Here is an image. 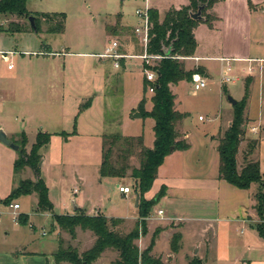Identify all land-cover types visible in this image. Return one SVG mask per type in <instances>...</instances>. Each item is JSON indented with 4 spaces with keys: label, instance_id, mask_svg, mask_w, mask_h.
Here are the masks:
<instances>
[{
    "label": "rangeland",
    "instance_id": "obj_1",
    "mask_svg": "<svg viewBox=\"0 0 264 264\" xmlns=\"http://www.w3.org/2000/svg\"><path fill=\"white\" fill-rule=\"evenodd\" d=\"M147 4L151 9H156L158 15L164 17L169 10L186 6L188 0H147ZM250 5L252 6L250 7ZM256 5L260 9L261 7L264 9V0H223L215 3L210 10H206L204 17H214L210 24L218 32H215L216 35L214 33L213 36L208 34L206 29L202 28L198 31L196 38L199 53L206 56H210V54L218 55L219 53L214 51V53H209V51L213 50L214 47L218 48L219 41L223 37L225 39V31L228 30L226 26L231 22L233 15L247 18L246 9L249 8L248 13L252 15V18L249 20L251 26L246 43L251 44V56L264 57V16L256 9ZM143 6L144 0H27L26 10L30 17L54 14L65 15L64 32L60 34L48 32L52 24L46 23L42 18L38 19L39 32L35 33L30 31L27 19H18L14 16L0 17V51L2 54L8 51L32 52L40 49L42 52L51 49L58 53L48 63L52 65L51 68H45V65H48L45 64L39 69L41 62L39 64L37 62L34 67L35 57L20 56L16 53L12 56L13 65H7L0 59V84H3L5 88L3 89L0 86V97L2 98L0 100V123L9 132L8 140L11 143L19 144L21 142V132L23 130H25L29 142H26L25 145L27 152H29L31 144L35 143V134L39 132L47 133L51 137L58 135V139L61 137L59 135L64 133L66 136H62L60 139L62 141L69 139L73 127H76L75 119L77 115V119H79V114L81 115L83 112L75 111L73 104L76 98L79 96L78 103L81 106L88 102L87 98L81 100V95L87 97V94L92 95L94 92L101 93L99 101L95 102L88 115L86 112V116H82L83 123L93 133H98L103 126L101 132V134L104 133L103 137L122 135L123 130H127L125 128L127 121L134 124L140 123V126L141 124L144 125L145 132L149 130L148 120L138 119V121H132L133 114L138 112L136 103L139 96L141 100L144 99L145 104L150 102L149 100L152 97L148 92H144L142 71L140 72L141 68L138 66L139 61L131 60L129 62L126 60L124 63L127 65H123L124 70L122 71L120 69L121 65L119 69L114 70L110 59L99 57L105 52L111 41L118 43L119 53L140 54L141 49L133 33V28L137 24L134 12ZM255 12L258 13L257 17L253 16ZM214 15L219 17L218 23ZM16 23L22 25L28 31L21 33L6 31L11 24ZM198 25L208 27V24L204 22H200ZM215 36H217V39ZM228 41L231 40L228 38ZM0 57L3 59V57L8 58L9 56L1 55ZM180 61L183 63L186 60ZM186 64V68L192 70L193 62L187 61ZM210 64L214 67L212 81L208 82L205 89L193 93L192 87L189 85L178 89L176 93L183 102V110L188 113L182 122L184 131L190 135L189 143L197 151L202 149V142L206 143L204 147L205 145H218L220 137L218 128L220 124L215 117V110L219 99L223 103L228 102V98L239 101L245 96L246 92L244 137L237 157V166L238 169L243 167L244 158L249 151L247 148L248 142H254L259 143V147L254 149L255 151L248 157L251 160H257V158L261 160L264 170L263 64H261L260 70L259 64H256L258 70L254 75L255 80L247 89L243 82L234 85L226 84V88L221 89V82H218L219 64ZM241 66H244V64L236 65L237 69ZM39 71L42 73H39ZM34 76L37 78L40 76L42 82L35 84L32 79L30 80ZM184 82L190 83L188 81ZM130 112L131 117L129 118L128 114ZM222 115L224 116L225 112ZM199 117L204 120L200 121ZM99 120L103 122L102 125H97L98 122L95 124ZM41 127L44 131L40 129ZM252 127L257 128L255 133L251 132ZM83 128L81 127V131H83ZM102 138L99 141L90 138L89 143H84L82 146L78 145L76 141H72L70 144L68 143L67 147L63 146L62 151L60 142L50 141L51 143L49 142L39 150L38 154L41 157L38 164L39 178L46 181L48 188L51 187L53 196L60 191L63 195L64 191V198L61 197L62 203L58 201L60 205L56 206L57 211H63V204L67 203L68 213L73 212L71 202L74 200L77 203L83 191L82 183L78 182L76 178L82 177L90 181L97 174L98 171L95 168H99L101 157L99 144L101 142L102 150ZM63 144L64 142H62ZM119 147L120 145H117L113 149L112 163L117 161ZM131 154L125 163L130 168H138L139 149L134 148ZM2 158V155H0V159ZM107 178L102 193L104 208L110 209L115 206L116 215L120 214L117 212H122L126 216H129V209L131 216L136 217L137 215L138 217V213L136 214L134 210L135 201H131L130 207L124 208L126 202L119 193L118 187H116L117 180L112 181L111 177ZM125 178L129 179L126 185L132 191L131 196L133 198L135 181L130 177V171L126 173ZM1 179V182L4 181ZM262 179L264 182V178ZM23 180L34 181V176L29 169H24L14 176V181L17 184ZM2 185H5V181ZM74 188H76V193H73ZM255 189L256 191L260 190L259 185H256ZM100 191L102 192L103 188ZM11 203L20 205L19 214L17 213L18 217L20 213H25L30 215V221L28 222L29 225L18 228L15 226L16 222L11 221V217H4L3 220L6 219L8 225L13 228L9 232L8 238L26 242L28 250H39L44 247L47 251H50L51 245L52 248H55L54 245L58 239L64 248L69 246L76 250L78 254L83 253L92 245L93 235L88 231L76 229L75 238L71 239L68 234L53 230L51 228L53 222L51 215H57V211L54 212L56 210L54 209L55 206L52 212L38 214L36 212L37 196L35 194L22 195L12 200ZM1 205L4 209H7L4 203ZM119 208L124 209L117 211ZM158 212L154 208L150 211L149 216L145 219L147 232L136 241V245L139 250L145 249L149 245L154 232L160 230L155 238V248L152 249V255L160 257L164 262L187 264L191 258L185 257V254H189V251L194 254L197 245L200 247V252L195 253L194 258L198 260L200 258L204 264H240L236 261L237 259L243 260L239 261L241 264H252V262L264 260V257L257 251L259 249L264 250V240L253 242L248 239V228L242 234H239L240 228L237 229V232H234L231 225L227 226V224L219 222L212 224L214 236L212 231L207 236H201L199 233L201 223H186V225L188 224L186 231L183 232V237L180 235V240L176 244L178 251L173 253L170 246L173 242V236L179 234L178 226L175 222L169 223L162 220ZM249 213L251 214L247 217L249 222L253 225L260 224L255 205ZM135 224L120 225L116 231L122 234L129 233L134 229ZM165 230L166 233H164ZM15 231L18 232L14 234ZM247 247L251 249H246ZM114 253L115 251L111 250L105 252L96 264H112L117 260Z\"/></svg>",
    "mask_w": 264,
    "mask_h": 264
},
{
    "label": "trees",
    "instance_id": "obj_2",
    "mask_svg": "<svg viewBox=\"0 0 264 264\" xmlns=\"http://www.w3.org/2000/svg\"><path fill=\"white\" fill-rule=\"evenodd\" d=\"M223 0H190L189 5L179 9L169 10L162 21H159L158 13L154 9H149V20L151 23L148 52L151 54H164V51L170 48L169 58L162 59L155 71L157 78L154 83V93L150 99L152 105L149 112L144 111L145 101L142 99L138 105V113L142 119L150 118L154 121L153 134L154 142L151 149L143 146L142 137L123 138L120 135L103 137L101 150V163L99 175L101 178H125L126 173L130 171V177L135 181V194L138 198L137 213L138 221L134 229L122 234L117 230L123 221L120 219H107L102 215L88 216L84 211L76 209L73 215H55L51 218L53 230L62 231L75 238L76 229L90 232L94 237L93 245L87 251L78 254L71 247H63L61 241H57V251L53 255L56 264L62 262L68 264H94L101 255L108 250L117 252V260L112 264H170L164 262L160 257L151 254L155 244V238L160 230H156L152 236L149 245L140 251L136 241L146 234L145 219L150 211L158 204L165 195V187H161L156 196L151 200H146L144 195L151 189L154 180L157 177L158 168L163 164L164 159L174 151H185L189 145L178 140L176 126L185 118L186 115L180 114L174 109V95L170 90L171 85H177L182 81H191L194 73L203 74L204 70L197 67L192 70H186L184 64L176 59L177 57H192L196 50V40L193 31L200 22L208 24L214 20L212 16H205V11L210 10L215 3ZM252 5H250L251 7ZM201 8V19L193 20L191 15L197 13ZM14 16L18 19H27L30 14L26 10V0H0V17ZM42 18L46 23L52 24L48 29L51 34H60L64 32V14L39 15L34 17V29L30 27L31 32L38 33V19ZM10 33H21L25 30L22 25L11 24L6 30ZM175 58V59H174ZM122 63V60H121ZM144 92H147L148 83L143 79ZM246 89L248 86L245 87ZM247 95L233 106L232 121L229 128L219 139L217 152L219 155L218 173L219 178L229 185L239 189L248 190L252 185H259L254 195L255 210L260 218V224L253 225V228L261 238H264V174L260 171L258 161L249 160L250 155L256 148V143L248 142L249 151L244 158L243 167L238 170L236 157L243 142L244 137V111L246 107ZM89 102L79 107V112L89 107ZM65 137L66 134L62 133ZM68 136V135H67ZM21 142L17 144V158L13 164V173L17 175L24 169H29L34 181L23 180L18 182L17 186L11 191L4 205H9L12 200L24 195L35 194L37 196L38 214L52 212L53 206L48 198V188L43 180L39 178V150L46 146L51 139V135L39 132L35 143L31 146L29 152L25 150L26 138L21 134ZM120 145L117 161L111 162V155L114 147ZM108 146V148H106ZM134 148L139 149V167L130 168L125 162L130 157ZM173 149L170 151V149ZM27 217L19 215L18 223L26 224ZM171 250L173 253L178 251L177 242L180 240V234L172 238ZM187 264H201L200 260L192 259Z\"/></svg>",
    "mask_w": 264,
    "mask_h": 264
},
{
    "label": "crops",
    "instance_id": "obj_3",
    "mask_svg": "<svg viewBox=\"0 0 264 264\" xmlns=\"http://www.w3.org/2000/svg\"><path fill=\"white\" fill-rule=\"evenodd\" d=\"M187 5H189V0H188ZM144 6H147L148 9H151L149 5L147 4V0H144ZM177 9L179 8L177 7ZM248 9H246L247 18H242L239 15H233L234 17L232 18L231 22H229L226 26L228 30L225 31L226 32L225 39L223 37L224 41L223 39L220 40L219 47L218 48L214 47L213 50L209 51V53H214V52L219 53L218 55L210 54V56H206V55H202L199 53V46H198L197 38H196L198 31L203 28L204 30L206 29V32H208V34H212V35L218 31L216 30V28H214V26L209 28L207 26L204 27V25L203 26L198 25L193 31L194 38L197 43L196 50H195L194 55L190 57L191 59H188L185 62H183L185 69L188 71V69L186 68L187 61L193 62L194 65L192 69L197 68V67L202 68L204 70V73L202 74V76L206 80L207 85H208V82L212 81V71L214 69L213 65L212 64L209 65V63H218L219 64L218 82L219 81L221 82L220 83L221 89H223L224 87L226 88L227 86L226 84L234 85L239 82H243L245 87L246 86L249 87L255 80L254 75H256V71L258 70V66L256 64H259V70H260L261 64H263L264 66V57L251 56L250 54V52H252L251 44L246 43L248 39L247 34L249 35L250 26H251V23L249 20L252 18V15L248 13V11H250ZM256 9H258L260 11V14L264 16L263 7H261L260 9L256 5ZM214 16L217 19L216 22L218 23V20H220L219 17H217V15H214ZM253 16L257 17L258 13L256 12L253 13ZM158 18H159V21H162L164 17L158 15ZM215 38L217 39V36H215ZM228 38L231 41H228ZM15 53L19 54L20 56L35 57L36 59L34 60L36 61H33L35 62L34 67L36 66L37 62L38 64L39 62H41V65H39V69L43 65L51 62L50 59L57 56L58 54L57 52L51 49H47V51L45 52H42L41 49L38 51H32V52L8 51L5 54H2V52L0 51V56L1 55L9 56L8 58L3 57V59L0 57V59L3 62L7 63V65L8 64L13 65L12 56H14ZM126 60L130 62L131 60H136V59L129 58V59L122 60V63L120 62V65H121L120 69L122 71L124 70L123 67L127 65L124 63ZM138 61H135V62H138ZM138 63H139L138 66H140L141 68V62L139 61ZM237 64H244V66H241L237 69L236 67ZM51 66H52L51 64H48V65H45V68H51ZM53 67L55 66L53 65ZM112 68L114 70H117L113 66V63H112ZM263 69L264 68L262 67V70ZM39 73H42V72L39 71ZM224 73H226L229 77L232 78L231 82L225 83L222 80ZM141 75H142V72H141ZM31 79L34 81L35 84L42 82L40 76L39 78L34 76L33 78H30V80ZM142 82H143V75H142ZM189 85L191 86V83H186L182 81L178 83L177 85L170 86V90L172 94L174 95V109L178 113L184 114V115H188V113L187 111L183 110L182 108L183 102L181 99L178 98L176 93L178 89L187 87ZM0 86L3 87V84H0ZM3 89L5 88L3 87ZM140 91H141V88H140ZM90 95L87 94V97H84L83 95H81V100L84 98H87L90 104H89V107L81 113V115L79 114V119H77L78 118V115H77L75 119L76 127L75 128L73 127V132L71 133V135L69 134V139L67 138L66 140L62 141V139H60L62 137L61 135H59L61 136L59 137V139H58V135L56 137L55 136L51 137L50 139L51 142L53 141L55 143L60 142L61 151L63 150L65 146L67 147L68 143L70 144L72 141L74 142L76 141L78 145L82 146L84 143H89V141L91 140L90 138L98 139L97 141H99L103 137L104 133L101 134L103 126L101 127L98 133H93L90 129L87 128L86 124L83 123L84 120H82V116H86V112L88 115L90 110L94 106L95 102L99 101V97L101 93L94 92L91 96ZM139 98L137 100L136 106H138L141 100V98L140 99ZM1 99L2 98L0 97V100ZM78 102H79V96L78 98H76L73 104L74 109L75 111L77 110V112L79 111V106H80ZM151 107H152L151 103L147 102L145 104V111L149 112L151 110ZM223 112H225L224 116L222 115ZM232 113H233V106L229 102L223 103L221 99H219L218 106L215 110V117L219 120V124H220L218 128V132L220 133L219 139L222 137L224 132L229 128L231 121H232V115H233ZM128 115L130 118L131 112ZM247 117H248V113H247ZM140 119L142 118L140 117ZM142 120L149 121V130L147 132L144 131V125L141 124L140 126V123L134 124L131 121H127V123L125 124L126 125L125 128L127 130H123L124 132L120 136L123 138L142 137L143 146L147 149H151L153 147V142H154V134H153L154 121L150 118H145ZM132 121H138V119H133L132 117ZM182 121L176 126V130L179 135L178 140L185 141L189 145V149L185 151H174L164 159L163 164L158 168L157 177L154 180L151 189L144 195V198L146 200L153 199L156 196V194L159 192L161 187H165V195L158 202V204L154 207V210H156L157 212L162 211L163 214L161 215V218L165 222H169V223L175 222L178 226L177 229L181 237H183V232L186 231V227L188 226V224L186 225V223L188 222L189 223H201L200 225L201 231L199 232L201 236L203 235L207 236L212 231V224L215 222H219L221 224H227V226L231 225L234 229V232H237V229L240 228L241 230L239 234H242L246 230V228H248V232H249L248 239H250L253 242H259L258 240L260 241L264 240V238H261L258 235V233L253 228V224H251L247 218L248 216L251 215L249 213L250 209L252 210L253 206L255 205L254 195L256 193V189H255L256 185H252L250 189L248 190H239L229 185L224 180L220 179L219 173H218V166H219V155L217 152L218 145L217 144H214L212 146L205 145L204 147V144L206 143L202 142L203 147L201 150L197 151L193 149L191 143H189L190 135L188 134V132L184 131V124ZM96 123L97 125L98 124L102 125L103 122L99 120V121H96L95 124ZM81 127H84L83 131H81L82 130ZM252 128H254L255 131L251 130V132L255 133L257 128L256 127H252ZM0 129L4 131V133L6 134L8 138L9 132H7L4 126H2V123H0ZM40 129L43 130L42 127ZM21 134L25 135L27 143H29L25 130H23ZM37 134L38 133L35 134V139H36ZM249 139L256 140L255 138H249ZM62 142H64L63 145H62ZM99 146H100V153H101V142ZM258 147H259V143L256 144L255 149H257ZM0 155H2L3 157L2 159H0V179L2 178L1 180L5 181L4 186L2 185L4 181L2 182L0 181V264H56L54 261L53 255L57 251V247H58L57 240L54 245L55 248H52V245H51L50 251H47L46 248L44 247H41L39 250L32 251V250H28V244L26 242L19 241V240L16 241V239L11 240L10 238H8L9 232L13 228L9 226L6 219L3 220V218L8 216V217H11V221L14 222V220H13L11 212L8 209H4V207L1 204L3 203V200L8 197L11 191L17 186V183L14 181L15 175L13 173V164L17 158V152L13 151L9 147H6L0 143ZM237 157H238V154H237ZM237 157H236V161H237ZM248 159L251 160L250 158ZM253 161L259 162L260 171L262 174H264L261 160H258L257 158V160H253ZM100 163H101V157H100V162H99V168H100ZM99 168H95V170L98 172L97 174H95L93 179L90 181L82 177L76 178L78 182L82 183L81 187L83 188V191H82V196L79 198L77 203L76 201L72 200L71 204L73 206V212H70V213H68L67 211L68 210L67 203L63 204V207H64L63 211H57L58 208L56 206L60 205L58 201H61L62 203L61 197L63 196L64 198V191H63V195H61L62 193L60 191L58 192L57 195L54 194L53 196V193H52L53 191H51L52 190L51 187L48 188L46 181L44 180L45 182L44 181L43 182L48 188L49 201L51 202L53 208L55 206L54 209H56L54 210V212L57 211V215H73L76 209H80L84 211L85 214L88 216L102 215L107 219L113 218V219L122 220L123 223L121 225H125V224L134 225L138 221V217L137 215L136 217L131 216L129 209H128L129 216H126L122 212H117L120 214L116 215L115 206L111 207L110 209H105L104 205H102V202H103L102 193L104 192L103 186L105 184V180L108 178L100 177ZM111 179L112 181L117 180L116 187H119V186L127 187L126 182H128L129 180L127 178H121V179L111 178ZM102 188H103V191L101 192L100 189L102 190ZM75 190L76 188H74V191ZM131 192L132 191L130 190V192L127 194H123L120 192L119 193L123 196L124 198L123 200L126 202L124 208H127L128 206L130 207L131 201L132 202L133 200L135 201L134 210H135V213L137 214L138 198H137V195L135 194V191H133L134 193L133 195L134 199H133L131 196ZM63 202L65 201L63 200ZM124 208H119L117 209V211L122 210ZM20 214L25 215L27 217L26 219L27 224L21 225L15 221L16 222L15 226L20 228V227L29 225L28 222L30 221L29 220L30 215L25 214V213H20ZM43 214H46V213H43ZM31 228L34 229L33 227ZM17 232L18 231H15L14 234H16ZM164 233H166V230L164 231ZM212 234L214 236L213 231H212ZM92 239L94 242V237ZM93 242H92V245H93ZM92 245L89 248H87V250L90 249ZM196 247H197V250L195 253H199L200 252L199 245H197ZM140 248L142 249V247ZM154 248L155 246L153 247V249ZM246 249H251V248L247 247ZM143 250H140V251H143ZM257 251L260 253V255L264 257V250L261 251L259 249ZM105 252H109V250ZM105 252L101 256H103ZM114 254L118 257L117 252H115ZM194 254H192V252L189 251V254H185V257H190L192 260L194 259ZM199 260L201 261L200 258ZM236 261H238V263L241 264V262L239 261H243V260L237 259ZM96 262L94 264H96ZM60 264H68V263L62 262ZM201 264H204V263L201 262ZM252 264H264V260L260 262H257V261L252 262Z\"/></svg>",
    "mask_w": 264,
    "mask_h": 264
},
{
    "label": "built area",
    "instance_id": "obj_4",
    "mask_svg": "<svg viewBox=\"0 0 264 264\" xmlns=\"http://www.w3.org/2000/svg\"><path fill=\"white\" fill-rule=\"evenodd\" d=\"M148 8L147 6H144L142 8L136 9L134 12V15L137 20V24L133 28V33L138 40V46L141 49L140 54L138 55H129L124 53H119V45L117 42L111 41L109 46L106 48L105 52L102 55H99L100 58L103 59H110L113 63V66L116 69L120 68V62L124 59H136L141 62V71L143 75V79L148 83L147 92L151 95L154 93V83L157 78V73L155 71L156 67L158 66V63L162 59L169 58L165 56L164 54H151L148 52V46H149V36H150V29H151V23L149 20V14H148ZM175 59V58H174ZM178 60H188L189 58L184 57H177ZM253 62V61H251ZM222 80L225 83L231 82L232 78L229 77L226 73L223 74ZM191 87L192 92L197 93L207 87V82L203 78V76L199 73H194L191 76ZM200 121H203L204 119L202 117H199ZM252 131H255L254 128L251 129ZM118 191L123 194H127L130 192L129 187H118ZM77 191L75 190L74 193ZM7 209L11 212L13 220L18 222V211L20 210L19 204L10 203L9 205H6ZM18 213V214H17ZM159 215H162V211L158 212ZM44 235V234H43Z\"/></svg>",
    "mask_w": 264,
    "mask_h": 264
},
{
    "label": "water",
    "instance_id": "obj_5",
    "mask_svg": "<svg viewBox=\"0 0 264 264\" xmlns=\"http://www.w3.org/2000/svg\"><path fill=\"white\" fill-rule=\"evenodd\" d=\"M201 8L197 11V13H194L191 15V19L193 20H199L201 19ZM28 22L29 25L32 29H34V17H29L28 18ZM170 54V48L164 51V55L169 57ZM158 76V75H157ZM228 102L232 105L235 106L237 101L233 100L232 98H228ZM133 119H140V114L139 113H134L133 114ZM0 143L3 144L6 147H9L10 149H12L13 151L17 152L19 147L13 143H11L6 134L4 133V131L2 129H0ZM173 149L171 148L170 151H172Z\"/></svg>",
    "mask_w": 264,
    "mask_h": 264
}]
</instances>
